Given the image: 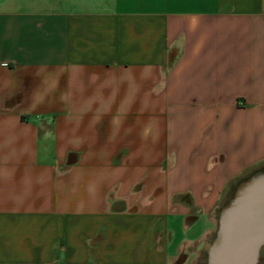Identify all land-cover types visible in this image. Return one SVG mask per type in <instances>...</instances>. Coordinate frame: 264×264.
Here are the masks:
<instances>
[{
  "label": "crops",
  "instance_id": "1",
  "mask_svg": "<svg viewBox=\"0 0 264 264\" xmlns=\"http://www.w3.org/2000/svg\"><path fill=\"white\" fill-rule=\"evenodd\" d=\"M262 165L264 0H0V264H205Z\"/></svg>",
  "mask_w": 264,
  "mask_h": 264
},
{
  "label": "water",
  "instance_id": "2",
  "mask_svg": "<svg viewBox=\"0 0 264 264\" xmlns=\"http://www.w3.org/2000/svg\"><path fill=\"white\" fill-rule=\"evenodd\" d=\"M77 162L70 155L68 165ZM264 248V168L240 180L219 207L217 230L205 264H259Z\"/></svg>",
  "mask_w": 264,
  "mask_h": 264
},
{
  "label": "rangeland",
  "instance_id": "3",
  "mask_svg": "<svg viewBox=\"0 0 264 264\" xmlns=\"http://www.w3.org/2000/svg\"><path fill=\"white\" fill-rule=\"evenodd\" d=\"M259 168H264V165H262V166L259 167ZM259 168H257L256 170H258ZM256 170H253V171L249 172L244 178L250 176V175H251L253 172H255ZM235 187H236V186H235ZM234 190H235V188H234ZM234 190H233V191H234ZM232 193H233V192H232ZM228 199H229V198H228ZM228 199H227V200H228ZM227 200H226V201H227ZM226 201H225V202H226ZM216 230H217V226H216V229H215V233H216ZM215 233H214L213 238L215 237ZM262 256H264V248H263L262 251H261V257H262Z\"/></svg>",
  "mask_w": 264,
  "mask_h": 264
}]
</instances>
